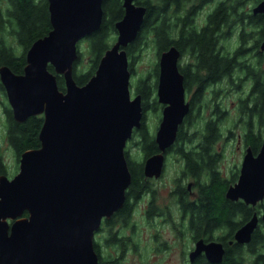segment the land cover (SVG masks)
Here are the masks:
<instances>
[{
  "label": "water",
  "instance_id": "95a60500",
  "mask_svg": "<svg viewBox=\"0 0 264 264\" xmlns=\"http://www.w3.org/2000/svg\"><path fill=\"white\" fill-rule=\"evenodd\" d=\"M102 1L47 0L51 28L27 48L23 71L0 65L15 120L42 114L40 145L20 153L13 176L0 173V264H96L93 232L124 201L131 178L125 145L144 113L140 93L131 96L126 47L141 29L146 6L122 0L115 41L79 84L73 76L78 43L100 27ZM178 57L170 45L157 60L156 98L163 106L154 137L160 150L174 141L188 111ZM162 160L161 152L150 155L144 172L158 175ZM226 196L247 202L264 197V139L256 155L247 147ZM256 223L254 215L237 239L248 240Z\"/></svg>",
  "mask_w": 264,
  "mask_h": 264
},
{
  "label": "flooded vegetation",
  "instance_id": "af4514ba",
  "mask_svg": "<svg viewBox=\"0 0 264 264\" xmlns=\"http://www.w3.org/2000/svg\"><path fill=\"white\" fill-rule=\"evenodd\" d=\"M262 2L157 0V7L167 5L170 37L174 41L171 45L179 50L177 65L188 102V111L179 124L186 128L181 143L184 150L192 153L197 167L191 171L185 155L177 151L176 142H180L177 136L164 150L159 149L153 136L157 150L150 154L142 151L137 143L140 139L131 136L125 145L127 166L140 164L146 188L135 197L130 190L129 168L131 178L122 205L109 216H103L93 232L96 264L264 262V197L247 202L241 196L234 199L226 196L228 187L238 179L247 147L256 155L259 148L253 144L258 141L260 147L264 139L263 135L253 142L254 139L246 137L248 130L244 128L257 125L256 108L263 105L260 98V103L257 100L264 92V8L257 9ZM202 32L210 34L212 53L226 63L217 74L192 50L193 34ZM206 125H215L216 129L209 145L202 136ZM221 125L234 126L226 127L227 134L223 137ZM234 127L242 129V133H237L240 156L229 172H223L220 166L223 144L235 136ZM255 131L251 133L256 136ZM178 132L179 128L177 135ZM160 152L163 154L160 173L147 175L145 160ZM210 167L225 182L223 194L232 203L226 220L204 217L203 194L213 177ZM254 215L257 223L248 240H238L236 232Z\"/></svg>",
  "mask_w": 264,
  "mask_h": 264
},
{
  "label": "trees",
  "instance_id": "16d2710c",
  "mask_svg": "<svg viewBox=\"0 0 264 264\" xmlns=\"http://www.w3.org/2000/svg\"><path fill=\"white\" fill-rule=\"evenodd\" d=\"M138 3L146 5V13L135 39L127 45V53L130 58L129 69L131 74L133 73L132 62L136 56V52L142 47L146 41L152 42L156 48L157 56L160 51L166 49L174 41L170 37L169 21L166 15L167 5L164 4L163 8L157 7V0H137ZM164 2V1H163ZM156 3V4H155ZM103 17L100 27L94 32L90 33L83 38L85 43V51L83 49L78 50V57L73 64V76L77 83H84L89 76L94 72L97 63L104 53V51L110 46V42L115 38V22L122 17L124 8L122 0H103ZM51 28L48 2L47 0H0V65H8L14 72L21 73L25 64V52L30 44L36 38L43 36ZM210 34L202 32L200 34H193L190 44L192 45L193 52L198 54L199 59L205 60L211 72L218 73L220 67H224L226 63H221L216 54L212 53V42ZM84 53L88 54V67L81 71L79 66L82 62V56ZM202 61L200 62L201 64ZM49 69L53 70V67L49 65ZM158 75V64L155 63L152 71L141 74L134 81V87L136 93H140L143 105V111L146 107L148 98L156 91ZM57 82L60 89H64V80L61 75H57ZM263 103L262 106L256 108V122L257 125H244L250 140L256 138L259 139L264 135V92L262 98L259 95L257 97L258 103ZM0 102L2 107V118L4 125V135L7 143L11 146L14 154L17 157L22 151L28 148H35L40 145L38 139L39 128L42 123L41 115L28 116L23 121H17L13 117L11 107L8 103L6 93L3 85L0 82ZM257 103V104H258ZM159 105L156 96L153 97V108ZM179 132L177 137L180 142H176L177 150L180 154L185 155L187 158L188 168L191 171H195L197 164L195 160L191 158L192 153L184 150L181 140L186 137L184 125H179ZM185 128V129H184ZM255 131V135L251 131ZM154 134L151 133L145 123V114L143 113L141 126L134 129L132 138L140 139L139 144L142 151L146 154H150L157 150L156 143L153 141ZM207 144L216 136L215 125H206L203 135ZM256 148H259V142L253 144ZM191 155V156H190ZM129 168L132 175L130 183V190L138 197L142 188H146V183L141 175L140 164L129 163ZM206 165V163H205ZM210 174H212V180L210 184L205 188L203 197L205 204L203 205L204 217H208L214 220H226L229 217L233 207L232 203L224 197L225 182L221 181L214 175V168L210 167ZM0 173L7 174V164L3 160L0 151ZM25 211L23 215H26ZM260 236V233H258ZM261 237V236H260ZM259 238V237H258ZM262 259V258H261ZM227 261L226 264H230ZM258 264H264L263 261H258Z\"/></svg>",
  "mask_w": 264,
  "mask_h": 264
},
{
  "label": "rangeland",
  "instance_id": "374dc122",
  "mask_svg": "<svg viewBox=\"0 0 264 264\" xmlns=\"http://www.w3.org/2000/svg\"><path fill=\"white\" fill-rule=\"evenodd\" d=\"M113 35L115 38L110 42V45L116 39V32ZM148 40L136 52L137 54L132 62V66L134 70L130 76V83H129L131 96L136 94V90L134 87V81L137 79L139 75L146 74L152 71V68H154L155 63L158 60L156 48L154 47L152 42ZM84 47H85V43L83 42V39H81L80 42L78 43V49H83V51H85ZM129 61H130V58H129ZM88 62H89L88 54L84 53L82 56V62L79 66V69L81 71L86 69L88 67ZM155 96H156V91H154L153 94H151V96L148 98L146 107L144 109L145 123L149 131L153 134L155 133V130L159 123V120L161 117V108H162V105L160 102H158L159 105L157 107L153 108V97ZM2 123H3L2 107H1V102H0V151L3 157V160L7 164V175L11 177L18 170V161H17V157L14 154L11 146L6 141V138L4 135V125ZM233 126L234 125H221V127L224 128L221 130L225 132L223 137L227 134L226 127L232 128ZM234 133H235V136H231L223 144L224 152H223V157H222V161L220 164V166H222L223 172H227V171L229 172V170L231 169V166L235 163V161L238 160V157L240 156V147L237 144V133H242V129H238V127H234ZM130 143H133V142L131 141ZM219 146H221V142ZM133 152L136 153L135 151Z\"/></svg>",
  "mask_w": 264,
  "mask_h": 264
}]
</instances>
